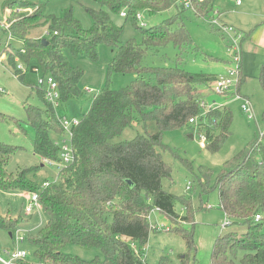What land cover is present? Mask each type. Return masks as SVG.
Listing matches in <instances>:
<instances>
[{"label":"trees","instance_id":"obj_1","mask_svg":"<svg viewBox=\"0 0 264 264\" xmlns=\"http://www.w3.org/2000/svg\"><path fill=\"white\" fill-rule=\"evenodd\" d=\"M50 1L13 0L9 3L7 21H0V32H7L23 42L22 48H15L9 40L3 49L7 53L5 60L22 82H25L26 71L19 69V63L24 61L29 65V61L34 60L43 74H52L57 80L61 101L80 97L83 70L70 62L67 52L85 53L96 60L101 44L114 52L109 62L110 72L134 73L137 77L131 85L120 89L106 84L93 96L90 110L74 129L75 159L63 164L57 180L47 187L30 177L39 166L22 168L17 174L7 171L6 164L15 147L0 140V188L38 192L49 217L35 234L29 233L39 259L37 264H148L144 249L150 233L164 229L186 242L187 252L181 262L189 264L191 251L197 249L194 232L185 227L191 215H182L176 210V202L182 197L163 186V178H170L172 169L163 159L160 148L164 145L166 129L187 125L191 117L200 115L203 99L199 85H210L218 76L185 70L180 67L181 56L178 64L171 67L144 66L142 60L151 50L169 44L179 50V55L196 50L182 13L190 9L200 17H207L215 13L213 0H193L191 8L179 9L176 15L151 29L138 25L136 13L143 10L158 13L178 6V0H89L95 5L86 6L93 23L90 28L83 27L71 9L58 16L46 15L45 4ZM123 9L128 10L127 18L143 30L142 43L134 38L121 40L123 28L113 22L110 11L121 14ZM49 22V29L41 38L30 36L32 28ZM145 74L154 75L156 82L147 80ZM240 76L243 80L244 75ZM258 78L264 88V62ZM33 90L46 108L28 102L25 105L28 123L35 131L33 150L43 159L61 162V146L52 134L62 136L64 128L44 90L36 84ZM229 92L221 95L228 98ZM136 119L155 121L157 131L138 134L131 141L119 139ZM232 120V110L219 106L211 107L198 124L192 125L193 129L206 134V147L218 151L231 134ZM224 166L228 171L218 174L213 186L214 172L201 168L202 190L208 193L218 189L221 209L233 221L232 225L242 226L245 231L238 235L232 229L219 236L214 243L213 263L235 264L234 257L243 252L242 264H264L262 142L252 139ZM183 202L189 207L190 198H183ZM156 209L171 219V227H151L148 217ZM258 213L261 219L256 220ZM20 223L21 218H8L0 213V228L11 236ZM70 244L99 248L103 258L96 256L86 260L66 252ZM17 264L33 263L21 258ZM159 264H170V259L163 256Z\"/></svg>","mask_w":264,"mask_h":264},{"label":"rangeland","instance_id":"obj_2","mask_svg":"<svg viewBox=\"0 0 264 264\" xmlns=\"http://www.w3.org/2000/svg\"><path fill=\"white\" fill-rule=\"evenodd\" d=\"M13 0H0V21L5 23L10 13V2ZM95 7L89 0H52L45 4L46 15L58 16L63 11L71 9L74 16L81 21L85 28L92 26V18L87 8ZM215 13L207 17H200L194 11L187 9L182 15L190 36L197 49L182 52L169 44L151 50L142 60L144 66L171 67L178 64L179 56L183 62L180 67L193 73L215 74L219 77L228 76V71L235 64L233 47L238 46L241 56V76L234 75V83L231 86L230 96L225 98L216 93L209 84L199 85L201 98L208 107L229 108L233 112L231 134L225 140L218 151H212L202 146V137L198 128L188 123L181 127L166 129L163 132L164 145L160 148L163 159L172 169L170 178H163V186L166 190L182 197L176 202V210L182 215H191L190 222L185 224L194 232V240L197 249L191 251L189 264H214L213 248L216 239L222 234L236 230L241 235L245 228L239 225L225 227L227 216L220 207L218 189L205 193L201 185V168H210L214 175L211 177L212 186L218 174L228 169L225 162L242 150L252 139L256 138L264 146V88L259 81V74L264 62V0H213ZM183 8L181 2L158 13L143 10L142 19L138 25L151 29L163 20L176 15ZM113 22L123 28L121 40L135 39L137 43L143 42V30L139 28L131 18L123 17L120 13L111 12ZM50 22L46 25H37L30 30V36L41 38L49 29ZM144 27V26H143ZM219 28L222 30L219 31ZM69 31L71 29H68ZM10 40V41H9ZM13 47L22 48V40L11 37L9 33L0 32V140L15 147L14 153L7 161L8 172L17 174L22 168L39 166L30 173V177L40 185L44 182L57 180L60 166L50 165L34 152L33 142L35 131L28 123L25 105L32 104L44 107L43 102L33 90L40 76L47 77L41 70L37 73L33 67L37 66L34 60L24 62L28 70L25 74V82H22L10 63L5 60L6 52L3 51L7 42ZM98 58L92 60L85 53L77 55L68 51L70 62L83 70V76L79 82L82 94L80 97L62 101L56 108L59 117L68 119H81L92 105L93 96L106 84L113 89H120L132 84L137 74L109 71V62L114 54L112 49L101 44L98 49ZM147 80L156 82L152 74L144 75ZM93 89L87 92L86 89ZM226 93V92H223ZM249 99L252 111H245L243 103ZM46 109V108H45ZM209 112V111H208ZM204 123L207 124L206 119ZM157 131L155 121L143 122L136 119L132 125L125 128L119 139L131 141L138 134ZM53 139L61 143V136L52 134ZM208 142V141H207ZM203 179V178H202ZM208 179V178H207ZM206 179V180H207ZM191 185V189H188ZM30 192L19 190H6L0 188V213L8 218H21L19 229L26 233V239L19 244V248L28 252L26 260L37 264L39 259L35 248L30 241V234H35L39 228L48 222V215L39 202L33 206L31 212L26 208L30 205ZM190 198L189 207L183 202V198ZM151 227L157 223H164L171 227L172 221L164 213L153 210L149 217ZM162 228V226L160 227ZM14 236L0 228V250L8 258L7 250L16 248ZM66 252L76 254L86 260L96 256L103 258L99 248H84L68 245ZM187 252V244L181 238L171 235L165 229L152 231L147 246L144 249L145 259L148 264H159L163 256L170 259V264H182V256ZM243 252L235 257V264H242Z\"/></svg>","mask_w":264,"mask_h":264},{"label":"built area","instance_id":"obj_3","mask_svg":"<svg viewBox=\"0 0 264 264\" xmlns=\"http://www.w3.org/2000/svg\"><path fill=\"white\" fill-rule=\"evenodd\" d=\"M181 2L183 4V7L185 8H191L193 0H178V3ZM121 15L123 17H128V10L123 9L121 11ZM136 18L138 21L142 19V13L141 11L136 13ZM143 26H146V23L143 22ZM57 33V32H56ZM235 54V64L233 67H231L228 71V76H221L217 77L214 81H212L209 85L216 93H223L231 90V86L234 83L233 76L234 75H241L242 72V65H241V56H240V50L238 46L233 47ZM19 69L23 71H27L28 68L25 67L23 63H19ZM33 70L37 73H40L41 69L39 66L33 67ZM38 87L44 90L47 100L53 105V107L56 109L61 101V93L59 90V85L57 80L54 78L52 74H48L47 77L40 76L38 79V82L36 84ZM87 92H92L93 89H86ZM201 107L202 112L200 115L191 117L190 123L191 124H198L200 117H205L208 113V111L211 109V107H208L207 104L204 102V100H201ZM242 108L245 111H252V104L249 99H246V101L243 103ZM58 116V115H57ZM59 121L64 128V134L61 136V143L56 142L58 145L61 146V162H55L49 158H44L43 161L50 165H59L60 167L63 164L71 163L75 159V153H74V146H73V136H74V129L77 127L81 119L74 118V119H68L66 117H59ZM200 135L202 137V146L207 145V137L204 132H200ZM50 184L49 181L44 182L42 185L43 187H47ZM190 189V185L187 187ZM39 193L38 192H32L30 196V205L27 206L26 211L31 212L33 210V206H37L39 203ZM256 220L261 219V214L256 215ZM233 221L227 217V220L225 222V226L232 225ZM167 227L164 223H157L153 227L160 228V227ZM168 228V227H167ZM161 229V228H160ZM27 235L23 230L18 229L14 235V240L16 242V248L14 250H7L6 253L8 254V258H6L3 255V252L0 250V264H17V261L21 258H26L28 255V252L25 249L19 248V244L23 242L26 239Z\"/></svg>","mask_w":264,"mask_h":264},{"label":"water","instance_id":"obj_4","mask_svg":"<svg viewBox=\"0 0 264 264\" xmlns=\"http://www.w3.org/2000/svg\"><path fill=\"white\" fill-rule=\"evenodd\" d=\"M43 42H47L46 39H43ZM128 181L131 183V185H133V182L131 180Z\"/></svg>","mask_w":264,"mask_h":264},{"label":"crops","instance_id":"obj_5","mask_svg":"<svg viewBox=\"0 0 264 264\" xmlns=\"http://www.w3.org/2000/svg\"><path fill=\"white\" fill-rule=\"evenodd\" d=\"M200 91V90H199ZM156 211H158L157 209H156ZM160 212V211H159Z\"/></svg>","mask_w":264,"mask_h":264}]
</instances>
